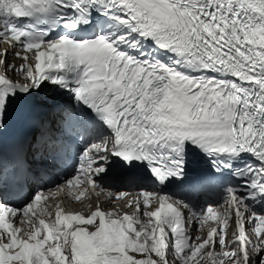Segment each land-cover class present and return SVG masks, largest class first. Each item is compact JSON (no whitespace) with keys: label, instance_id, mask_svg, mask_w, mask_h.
I'll return each instance as SVG.
<instances>
[{"label":"snow or ice","instance_id":"obj_1","mask_svg":"<svg viewBox=\"0 0 264 264\" xmlns=\"http://www.w3.org/2000/svg\"><path fill=\"white\" fill-rule=\"evenodd\" d=\"M0 264H264V0H0Z\"/></svg>","mask_w":264,"mask_h":264},{"label":"bare ground","instance_id":"obj_2","mask_svg":"<svg viewBox=\"0 0 264 264\" xmlns=\"http://www.w3.org/2000/svg\"><path fill=\"white\" fill-rule=\"evenodd\" d=\"M9 59H11V57H9Z\"/></svg>","mask_w":264,"mask_h":264}]
</instances>
